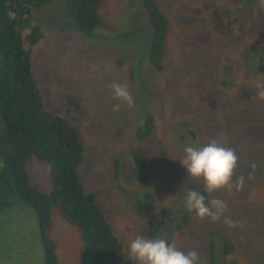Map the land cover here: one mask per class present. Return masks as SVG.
<instances>
[{
    "label": "rangeland",
    "instance_id": "1",
    "mask_svg": "<svg viewBox=\"0 0 264 264\" xmlns=\"http://www.w3.org/2000/svg\"><path fill=\"white\" fill-rule=\"evenodd\" d=\"M156 2L171 26L160 73L147 63L152 30L140 0H104L100 14L108 27L90 38L60 26L61 1L34 10L20 27L40 25L45 35L33 61L45 105L80 131L79 175L122 244L123 264H133L129 242L137 235L150 238L162 210L152 238L169 237L178 250L197 251L199 264H209L210 242L215 264H264V99L257 88L264 85V0ZM111 84L125 85L135 105L113 99ZM145 114L155 130L140 144L135 135ZM192 139L230 147L238 157L233 186L207 192L209 203L226 204L216 222L183 206L187 190H203L180 163ZM138 146L154 160L145 185L132 156ZM27 171L33 184L49 191L45 163L32 159ZM239 177L244 183L237 190ZM146 192L156 196L149 212L142 210ZM18 204L0 212V264H44L36 217ZM51 219L58 264H79L78 230L54 211ZM225 241L234 246L229 255Z\"/></svg>",
    "mask_w": 264,
    "mask_h": 264
},
{
    "label": "trees",
    "instance_id": "2",
    "mask_svg": "<svg viewBox=\"0 0 264 264\" xmlns=\"http://www.w3.org/2000/svg\"><path fill=\"white\" fill-rule=\"evenodd\" d=\"M55 1L0 0V212L15 208L16 203L32 210L44 264H58L56 243L51 237L53 211L80 234L79 264H123L122 244L107 216L99 209L95 196L85 191L79 175L84 153L80 131L47 108L34 78V51L44 40L43 30L40 25L25 31L20 27L23 21L31 19L34 10ZM59 1L63 3L60 4L63 8L60 26L64 29L90 38L95 30L108 27L100 14L104 0ZM140 3L152 30L147 63L160 73L167 54L170 21L156 0H140ZM260 70L264 71V66ZM142 119L143 125L135 135L140 144L150 139L155 130L151 115L145 114ZM132 156L140 181L145 185L153 157L143 146L136 147ZM32 159L48 166V192L40 190L29 179L27 164ZM113 171L118 174L117 159ZM198 191H202L205 202L209 203L207 192ZM146 193L142 210L149 212L156 204V196ZM163 217L164 210L149 229L150 238L162 225ZM167 240L172 244L169 237ZM223 248L225 255L234 250L226 241ZM209 264H215L212 242L209 243Z\"/></svg>",
    "mask_w": 264,
    "mask_h": 264
},
{
    "label": "clouds",
    "instance_id": "3",
    "mask_svg": "<svg viewBox=\"0 0 264 264\" xmlns=\"http://www.w3.org/2000/svg\"><path fill=\"white\" fill-rule=\"evenodd\" d=\"M110 91L113 99L132 108L135 100L128 88L122 84H111ZM258 95L264 99V85H257ZM238 157L230 147H225L212 141L199 145L195 139L183 147V158L180 160L187 176L196 181H202L203 191L218 192L233 186V176L237 167ZM244 178L235 181L239 190ZM183 206L187 212H194L200 219L207 218L212 222L224 217L226 204L221 199L205 202L202 191L187 190L183 198ZM225 222H228L227 220ZM128 257L133 264H199V254L195 250L184 252L164 238H147L135 236L127 248Z\"/></svg>",
    "mask_w": 264,
    "mask_h": 264
},
{
    "label": "flooded vegetation",
    "instance_id": "4",
    "mask_svg": "<svg viewBox=\"0 0 264 264\" xmlns=\"http://www.w3.org/2000/svg\"><path fill=\"white\" fill-rule=\"evenodd\" d=\"M259 60L262 62V57H260ZM249 62H251V58H250ZM251 63H252V62H251ZM248 65H249V63H248Z\"/></svg>",
    "mask_w": 264,
    "mask_h": 264
}]
</instances>
